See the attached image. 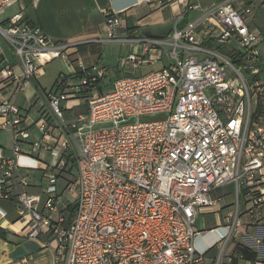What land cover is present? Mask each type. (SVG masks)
Returning a JSON list of instances; mask_svg holds the SVG:
<instances>
[{
  "label": "built area",
  "instance_id": "built-area-1",
  "mask_svg": "<svg viewBox=\"0 0 264 264\" xmlns=\"http://www.w3.org/2000/svg\"><path fill=\"white\" fill-rule=\"evenodd\" d=\"M16 1L0 0V11ZM177 1L173 32L143 40L170 47L162 68L121 76L101 92L107 66L76 59L74 77L61 75L37 94L39 136L14 98L0 103V126L14 137L11 152H0V195L15 200L28 237L57 243L55 264H264V123L252 113L264 84L248 81L264 69V57L247 21L253 9L226 0L179 26L198 4ZM128 9H110L107 40H132L118 35ZM0 35L19 61L0 69L14 95L48 62L70 55L72 44L51 38L23 12L0 23ZM224 45L228 55L219 51ZM154 59L131 52L124 62L137 67ZM73 170L77 178L65 189L76 194L77 209L69 219L61 214L60 180ZM36 171L42 191L31 193ZM228 182L247 190L258 221L245 228L237 205L225 224L198 229V208L213 205L212 190ZM239 247L256 256L244 257Z\"/></svg>",
  "mask_w": 264,
  "mask_h": 264
},
{
  "label": "crops",
  "instance_id": "crops-1",
  "mask_svg": "<svg viewBox=\"0 0 264 264\" xmlns=\"http://www.w3.org/2000/svg\"><path fill=\"white\" fill-rule=\"evenodd\" d=\"M190 1L198 4V7L190 9L179 26H183L187 20L197 18L205 9L226 0ZM231 1L239 9L249 6L253 9L247 21L260 34V46L262 28H264V26L262 27V21H264V0ZM126 5L130 9L123 15L124 24L119 28L118 35L120 38L127 36V38L129 37L132 40H107L108 12L111 8H121ZM181 11L182 4L177 0L164 2L155 0L150 2L148 0H17L0 11V23L6 25L10 17L16 13L23 12L27 20L34 25L40 26L51 38L59 42L72 44L68 49L70 53L68 58L74 60L71 61L70 73L72 74L78 70L76 63H74L78 55L86 66H91L98 61H104L107 64L106 62L108 61L105 56L109 51H107L106 44H120L123 52L127 53H123V55L118 57L117 71H129V75H134L131 71H135L143 63L137 67L125 65L124 61L127 55L134 52L140 56H147L151 50H155L154 48L156 47L149 48L146 45L148 42L143 40L147 38H166L170 35L175 29L177 16ZM8 60L14 61L16 65H19V61L17 62L13 49L9 46L7 40L0 37V69ZM74 65L76 66L75 68ZM61 73L62 71L58 77ZM45 88L47 87L42 83L40 73L34 78L30 86L14 95L11 86H7L6 82L2 81L0 74V103L5 99L14 98L19 106H22L20 103L24 104L23 107L27 108V125L31 129L33 136L40 135L37 125L39 113L38 109L34 108L33 101L37 94ZM80 109V111H83L84 107L81 106ZM12 143L14 145L13 131L0 126V152L10 153L13 148ZM41 177V171L34 172L31 185L27 188L29 192L40 193L42 191ZM11 183L13 194H18L23 190L16 176L11 179ZM211 197L215 200L213 205L198 208L197 224L195 223L198 229H200L199 225L202 221V216L213 212L217 213L218 220L214 225L202 229L207 230L225 224L226 216L234 212L237 205L240 208L241 220L245 228L253 221H258L257 217L255 219L249 212L251 205L247 190L244 187L238 188L235 182H228L214 188L211 192ZM62 203L61 214L68 218V214H71L70 208L67 206L69 204L66 202L68 210L66 209V212H64L65 204L64 202ZM258 219L262 222V215L258 216ZM24 225V222L19 219V211L15 200L13 198H4L0 195V230L6 234L5 237L0 235V264H55L57 243L50 238L28 237ZM230 246L233 247L232 245ZM235 260H237V262L234 261L236 264H243V261Z\"/></svg>",
  "mask_w": 264,
  "mask_h": 264
},
{
  "label": "rangeland",
  "instance_id": "rangeland-1",
  "mask_svg": "<svg viewBox=\"0 0 264 264\" xmlns=\"http://www.w3.org/2000/svg\"><path fill=\"white\" fill-rule=\"evenodd\" d=\"M263 26H264V21H262V27ZM0 37H3V36L0 35ZM3 38H5V37H3ZM8 44H9V42H8ZM9 46L13 49V47L10 44H9ZM106 48H107V51H109V53H107V55L105 56L106 60L108 61V62H106L107 64H105L104 61H98V62L94 63V64L98 63L100 65L105 64V65H107L109 67V68L107 67L108 68V72H107V75L104 77V80H103V87H102L103 91H109L110 89H112L114 81L117 78H119L121 76H124V75H129L128 73H130L129 71H117L118 57L120 55H123V53L124 54L127 53V52H123V50L121 48V45L117 44V43H110V44H106ZM259 48H260V50H261V52L263 54V57H264V28H262V42H261ZM154 49L155 50H151V52L147 56H145V58H148V56L150 54H153V56L155 57L153 62L152 63H143L135 71H131L132 74H134V75L145 74V73H147L149 71L162 68L163 66H165V65H167L169 63V58H168L169 49H170L169 46H166V47L160 46V47H156ZM219 51H221L225 55H228L227 45H224L222 48L219 49ZM13 53H14V50H13ZM78 58H80L79 55L76 57V59H78ZM71 61H74V60L69 59V58L65 59V58H61L60 57V58H56V59L48 62L42 68V71L40 72L41 73V81H42V83L47 88H51V86L53 85L54 81L56 80V78L58 77V75H59V73L61 71L63 73V76H69L70 74H72V73H70L71 65H72ZM12 62L15 64V66H17L14 61H12ZM74 63H76V61ZM75 67L76 66L74 65V68ZM255 79H257L261 84H264V69L258 75L250 77L248 79V81H249V83H252ZM36 100H37V96L35 97V100L33 101V106H34L35 109L36 108L38 109L40 107V102L35 103ZM256 100H257V102L253 106V112L252 113H254L257 110V106L260 105L261 113H259L258 120L260 122L264 123V92L261 93L260 95H258ZM20 105H22L20 107L24 111H26L27 108L23 107L24 104L20 103ZM80 108L79 107L73 108L71 111L66 112V116L70 119V117H73L77 112H79L81 110ZM12 141H13V139H12ZM12 146H13V143H12ZM72 172H70V174H68L67 177L63 176V178L60 180L61 192H62V195H64V199H65L64 201H62L65 204V207L63 209L64 212H66V209H67L66 202L68 204H70V203H72V202H74L76 200V194L75 193H69L68 190L65 189L68 181L72 180V182H75V180L77 178L76 171L73 170ZM62 204L63 203H61V205ZM70 212H71V210H70ZM66 214H68V213H66ZM71 215H72V213L70 215L68 214V216H70L72 218ZM217 220H218V217H217V213L216 212L205 214L204 216H202V221L200 222L199 228L200 229H202V228L206 229V228L210 227L211 225H214ZM221 247H222V244H219L213 250H211L208 253V255L211 258H217L218 255H219ZM231 248L232 247L230 246V244H229L228 247H226V254H229V252L231 251ZM224 261L228 262V258L225 257Z\"/></svg>",
  "mask_w": 264,
  "mask_h": 264
},
{
  "label": "trees",
  "instance_id": "trees-1",
  "mask_svg": "<svg viewBox=\"0 0 264 264\" xmlns=\"http://www.w3.org/2000/svg\"><path fill=\"white\" fill-rule=\"evenodd\" d=\"M7 23V22H6ZM61 75H63V73H61L60 74V76ZM59 76V77H60ZM75 76V73H73V74H70L69 76H66V77H74ZM58 77V78H59ZM101 92H103L102 91V86H101ZM259 113H261V107H260V105L259 106H257V110L253 113V119L254 120H258V116H259ZM68 207L70 208V210H71V213H72V217L74 216V214H75V212H76V209H77V202L76 201H74V202H72V203H70L69 205H68ZM69 218L71 219V217L69 216ZM0 235L1 236H3V237H5L6 236V234H5V232L4 231H2V230H0ZM238 250L244 255V257H248V258H254L255 256H256V253L254 252V251H251V250H249V249H247V248H243V247H239L238 248ZM235 262H237V260H234ZM233 261V262H234Z\"/></svg>",
  "mask_w": 264,
  "mask_h": 264
}]
</instances>
